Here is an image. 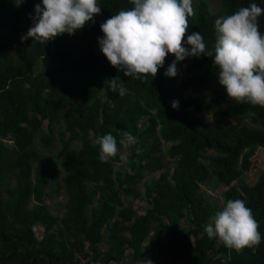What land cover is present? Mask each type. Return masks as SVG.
I'll return each instance as SVG.
<instances>
[{
    "label": "trees",
    "instance_id": "1",
    "mask_svg": "<svg viewBox=\"0 0 264 264\" xmlns=\"http://www.w3.org/2000/svg\"><path fill=\"white\" fill-rule=\"evenodd\" d=\"M38 3L23 0L17 7L0 0V26L9 29L0 37V138L13 139L0 140V264H141L148 257L153 264H264V172L255 185L243 179L257 148L264 149V107L233 101L213 112L212 122L193 117L191 110L206 114L232 102L223 86L202 100L203 86L219 79L214 57L177 62L200 70L178 87L164 74L172 54L147 80L113 67L100 50V25L132 9L131 0H98L101 14L74 35L19 45V28L33 23ZM251 3L264 8V0H222L223 11L212 13L202 1L189 17L187 34L201 33L214 54L215 20ZM258 22L264 34V14ZM115 77L127 89L123 96L109 87ZM245 117L251 124L231 125ZM125 131L138 143L127 148L122 170L115 165L123 161L126 149L119 141ZM107 133L119 152L103 162L95 141ZM57 137L62 147L56 157L66 171L59 183L67 197L62 217L46 202L51 183L58 182L44 148L51 152ZM147 173L157 176L147 180ZM214 181L225 189L224 205L241 199L252 209L259 246L237 252L208 237L205 226L220 210L202 186ZM104 241L107 248L101 249Z\"/></svg>",
    "mask_w": 264,
    "mask_h": 264
},
{
    "label": "clouds",
    "instance_id": "2",
    "mask_svg": "<svg viewBox=\"0 0 264 264\" xmlns=\"http://www.w3.org/2000/svg\"><path fill=\"white\" fill-rule=\"evenodd\" d=\"M13 2L19 7L23 0ZM131 3L132 9L121 10L100 25L103 32L98 38L100 50L113 67L133 79L147 80L149 76H157L169 54L175 60L164 73L168 77L178 75L177 62L187 57H214L219 84L225 88L227 97L238 104L264 107V34L258 22L264 8L251 3L232 15L217 18L213 54L207 50L201 33L187 34L189 17L195 15L193 0H131ZM34 11L33 26L21 40L31 37L44 45L64 33L74 35L89 21L94 22V17L101 14V6L98 0H42ZM109 87L120 96L127 92L117 77L109 81ZM172 107L178 109L179 101L174 100ZM95 143L100 146L103 162L119 152L111 133L97 137ZM119 143L127 149L138 140L125 131ZM121 159H127V154H121ZM205 231L209 238H218L237 252L259 246L262 239L259 222L241 199L228 200L222 210L209 218ZM142 264L153 261L143 260Z\"/></svg>",
    "mask_w": 264,
    "mask_h": 264
},
{
    "label": "rangeland",
    "instance_id": "3",
    "mask_svg": "<svg viewBox=\"0 0 264 264\" xmlns=\"http://www.w3.org/2000/svg\"><path fill=\"white\" fill-rule=\"evenodd\" d=\"M204 1V3L207 4L209 11L212 13H220L223 11V5L222 0H193V7L195 12L198 10L199 4ZM33 26V23H30L28 25H25L23 27H20V31L23 35H26L29 28ZM9 31L8 27L6 26H0V37H5L7 35V32ZM31 37H29L27 40L22 41L21 38L18 41L19 45H25L30 41ZM178 68V75L175 77H171L174 79V85L178 87L185 79L190 78H196L200 74V70H193L189 71L188 65L185 64H177ZM221 88V85L219 84V79H213L209 83L205 84L203 86V92H202V100L203 101H209L214 94H216ZM190 92L188 91L186 94H184V97H187ZM234 102L227 103L224 107L218 108V109H212L209 113L206 114H197L194 112V110L190 111V114L193 117L201 118L204 122H212V114L213 112L221 111L227 109L230 105H232ZM234 124H251L249 117L241 118V119H234L231 121V125ZM42 132L38 134L37 138V144L38 146L43 149L42 147ZM0 140L5 141L8 144L13 143V139L9 136L6 138H0ZM74 146L77 148L79 146L78 143H74ZM62 144L58 137L54 140L53 150L51 152H48L46 148H44V151L46 153H49L52 157L53 163H52V170L57 173L56 181L58 183H51L50 187V198L46 199L47 204L51 208L52 212L55 215H58L62 217L65 214V207L67 202V197L64 192V190L60 189L59 191V183L63 186V183L66 179V171L64 170L62 163L58 160L56 155L58 154V151L61 149ZM209 153H213L211 150H208ZM127 154V159H124L122 162H119L115 165L117 169L125 170L127 168V160L128 156L130 154V150L126 149L123 151V154ZM264 172V149L262 147H258L257 151L255 153V156L253 157V165L250 171H248L246 174H244V181L249 183V185H255V183L258 181L260 175ZM157 176V173H147L146 179L150 180L152 178H155ZM234 185L237 186L238 182H234ZM225 189L221 186L219 187L217 185V182H211L210 185L202 186V192H204L205 198L218 210H222L224 207V198L223 193ZM38 236L41 238L43 236L42 230H38ZM219 243L221 242L218 239ZM107 248V243L104 241L101 244V249ZM147 259H150L149 257ZM146 259V260H147ZM128 264H131L130 262ZM142 264V263H141Z\"/></svg>",
    "mask_w": 264,
    "mask_h": 264
},
{
    "label": "built area",
    "instance_id": "4",
    "mask_svg": "<svg viewBox=\"0 0 264 264\" xmlns=\"http://www.w3.org/2000/svg\"><path fill=\"white\" fill-rule=\"evenodd\" d=\"M81 264H87V260H81Z\"/></svg>",
    "mask_w": 264,
    "mask_h": 264
}]
</instances>
